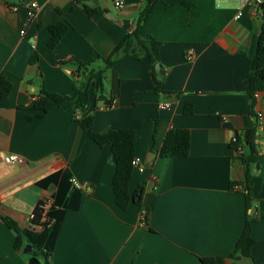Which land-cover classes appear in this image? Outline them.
<instances>
[{"label":"crops","instance_id":"0c3cea01","mask_svg":"<svg viewBox=\"0 0 264 264\" xmlns=\"http://www.w3.org/2000/svg\"><path fill=\"white\" fill-rule=\"evenodd\" d=\"M113 1L0 0V76L12 84L10 95L0 96V206L27 217L28 227L38 206L45 222L37 183L69 171L85 190L80 210L64 218L51 264H208L211 258L264 264V131L257 121L264 114V91L255 93V103L249 94L260 11L255 14L239 0H184L189 6L159 0L142 30L145 40L161 44L156 75L147 55L121 58L108 72L110 105L106 100L95 105L91 97L89 109L76 119L65 106L30 119L39 114L29 106L42 87L72 95L83 79L77 61L100 67L99 57L108 58L137 28L146 0H123L120 11ZM32 2L39 8L29 19ZM15 6L17 12L11 10ZM86 8L96 12L89 15ZM60 22L69 30L50 48L48 27ZM161 103L169 107L161 109ZM87 116L94 118L97 133L135 131L136 157L147 169L135 170L130 193L146 188L141 207L117 206L111 147H100L81 128L77 119ZM171 129L189 131L187 157L160 156ZM252 129L258 151L247 209V168L231 141ZM4 155H19L24 163L7 164ZM249 216L254 261L231 258ZM15 240L0 219V264H28L32 256L24 255L25 248L17 251Z\"/></svg>","mask_w":264,"mask_h":264},{"label":"trees","instance_id":"16d2710c","mask_svg":"<svg viewBox=\"0 0 264 264\" xmlns=\"http://www.w3.org/2000/svg\"><path fill=\"white\" fill-rule=\"evenodd\" d=\"M189 6L184 0H181ZM159 0H146L145 6L139 14L137 28L128 34L119 43L108 58L99 57L102 66L92 67L93 62L82 63L77 61L78 73L83 79L76 82L72 95H60L49 92L45 87L41 88L39 95L31 102L30 109L38 112V115L31 116V120L41 118L55 107L65 106L71 108L75 119L79 112H86L90 107L91 97H95V105L106 100V89L108 72L121 58H137L147 55L150 58L151 68L156 75L155 66L159 61L161 44L155 40H145L142 36L143 26L152 14ZM89 15L96 10L86 8ZM261 32L258 42L257 55L252 61L249 77V94L253 102L255 93L264 91V5L261 7ZM69 27L60 22L48 27L52 38L49 42L50 48H56L62 38L68 32ZM161 82L158 81L157 91L160 92ZM12 90V84L3 76H0V96L6 99ZM112 99L106 100L110 105ZM255 103V102H254ZM78 124L88 132L89 138L100 147L109 145L114 157L116 172L112 181V189L115 195L116 204L119 208L126 210L131 204L142 206L146 188L139 186L133 195L130 193V183L135 169L132 165L136 157V133L133 130H110L106 133H97L93 129L94 118L87 116L77 119ZM240 138V137H239ZM257 130L247 131L240 142L245 144L246 152L240 156L242 163L247 168L245 190L247 191V209L252 206L249 181L251 180V165L256 162L258 151ZM191 146L190 133L187 130L171 129L160 150L162 158H184L189 155ZM233 148V147H232ZM234 151V148H233ZM72 176L69 171L57 172L37 183L43 191L45 199L51 200L52 206L46 216L48 221L41 223L39 207L35 209L33 219L30 217L31 226H26L27 217L0 206V219L15 233V249L23 250L27 245L33 247L30 256H36L42 264H51L54 247L61 231L64 218L68 211H79L82 203V192L71 182ZM252 218L249 216L246 221L244 232L237 243L231 258L242 257L254 261L252 250L256 240L251 235ZM36 226H40L36 229ZM225 258L205 259L208 264H223ZM256 264V263H255Z\"/></svg>","mask_w":264,"mask_h":264},{"label":"built area","instance_id":"2783aa9c","mask_svg":"<svg viewBox=\"0 0 264 264\" xmlns=\"http://www.w3.org/2000/svg\"><path fill=\"white\" fill-rule=\"evenodd\" d=\"M76 2H85L87 0H74ZM241 2L242 5L244 6H249L252 8V10L255 12V14H258L259 11L261 10V7L264 5V0H239ZM114 6L117 10H122L126 7V3L123 0H114ZM39 6L37 2H32L31 6L29 7L28 10V16L29 19H33L36 16L37 10H38ZM18 7H11V10L14 12L18 11ZM242 16V13L239 11V13L236 15V19H239ZM132 32V31H131ZM21 34H25V31H22ZM188 59L191 60L193 59L194 53L192 50H189L187 53ZM169 107V104L167 103H161L160 104V108L161 109H166ZM257 121H258V127L261 128L264 131V114L263 113H258L257 114ZM231 144L234 148V152L236 153V155L238 157L242 156L245 154L246 152V147L245 144L240 142V138L238 136H234L232 138ZM3 159L5 161V163L7 164H12V165H21L24 163V159L23 157L19 156V155H4ZM132 165L134 167L135 170L144 173L147 169V165L145 163H143L141 161V159L135 157L132 161ZM153 182L156 183V179L153 178ZM71 182L73 183V185L80 190L81 192L85 190V185L79 183L76 179H71ZM52 201L49 199H45V202L42 204L41 208L44 210V219L43 221H48V218L46 216L48 210L51 208L52 206ZM34 215L31 216V218L33 219Z\"/></svg>","mask_w":264,"mask_h":264},{"label":"water","instance_id":"95a60500","mask_svg":"<svg viewBox=\"0 0 264 264\" xmlns=\"http://www.w3.org/2000/svg\"><path fill=\"white\" fill-rule=\"evenodd\" d=\"M159 70V65H157V71ZM150 162V161H148ZM33 252V247L31 245H27L23 251L24 254H32ZM28 264H42L41 261L39 260L38 257L36 256H32L30 259H29V262Z\"/></svg>","mask_w":264,"mask_h":264},{"label":"rangeland","instance_id":"374dc122","mask_svg":"<svg viewBox=\"0 0 264 264\" xmlns=\"http://www.w3.org/2000/svg\"><path fill=\"white\" fill-rule=\"evenodd\" d=\"M101 66H102V65H101ZM24 255H25V254H24ZM27 255H28V254H26L25 256H27ZM28 256H29V255H28ZM30 258H31V257H30ZM30 258H29V259H30Z\"/></svg>","mask_w":264,"mask_h":264}]
</instances>
